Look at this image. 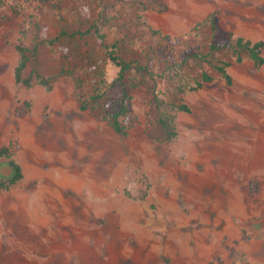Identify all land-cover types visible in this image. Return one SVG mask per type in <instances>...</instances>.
I'll return each mask as SVG.
<instances>
[{"label":"rangeland","instance_id":"1","mask_svg":"<svg viewBox=\"0 0 264 264\" xmlns=\"http://www.w3.org/2000/svg\"><path fill=\"white\" fill-rule=\"evenodd\" d=\"M238 37L264 40V0H0V160L24 175L0 188V264H264V64ZM38 43L25 75L50 89L16 80ZM101 88L110 107L82 109Z\"/></svg>","mask_w":264,"mask_h":264},{"label":"trees","instance_id":"2","mask_svg":"<svg viewBox=\"0 0 264 264\" xmlns=\"http://www.w3.org/2000/svg\"><path fill=\"white\" fill-rule=\"evenodd\" d=\"M207 23H209L212 27V30L214 34H217L218 32V25L215 18V15L212 14L210 17L206 20ZM57 39L53 40H47L44 39L43 42H49V43H55ZM123 44L121 42H115L112 45H110L109 54L112 56L113 60L118 64L120 67V73L118 80L121 82L122 89L119 92V102L121 103L120 107H115L116 111L112 112L110 111L108 114H110V119L112 120L115 128L120 131L124 132L125 129L120 123V117L124 115H128L129 113V107L132 101V95L131 90L134 88V86H130L127 83L126 80V72L128 70V63L123 59L121 52L123 51ZM227 47H236L238 49H245L249 52L252 59L255 60L257 64H264V40H260L257 42H252L250 40H246L243 37H238L235 39H232L229 43L225 44ZM38 48L39 43L34 45L33 47H26V46H18V50L20 52V61L16 68V80L26 86H32L35 83L42 84L46 86L47 88H52V83L54 78L53 77H47L44 74H42L37 68L33 69V71L29 75H25V71L31 62V60L35 59L38 54ZM222 47L215 42L211 44V50L212 52L217 51L221 49ZM230 66L229 63L224 64H218L215 65L216 70L229 82L232 83V76L228 71V67ZM139 70H142L138 68ZM61 74H68L75 78L77 82H80L79 77L74 73L72 70L63 69ZM213 76H211L208 73H205L203 75V81L204 82H211L213 81ZM103 82V88H107V83L105 81ZM200 83L199 85H202ZM101 88L96 95H94L91 99L85 100L82 103V109H88L90 106L95 107L96 104L102 105L105 108L110 107L109 103V96L107 97L106 91ZM163 108H173V109H181L185 111H189V108L186 105H173L171 103H162ZM160 126L161 130L164 136L168 137L169 139L174 138L177 135V129L175 124V118L173 115H165L163 114L160 119ZM11 150L8 147L0 148V157L2 156H10ZM12 163L17 168V175L15 178L10 180L9 182H0V188H8L11 185L16 184L18 181H20L23 178V170L22 167L16 162L12 161Z\"/></svg>","mask_w":264,"mask_h":264},{"label":"water","instance_id":"3","mask_svg":"<svg viewBox=\"0 0 264 264\" xmlns=\"http://www.w3.org/2000/svg\"><path fill=\"white\" fill-rule=\"evenodd\" d=\"M17 175V168L9 159L0 160V182H9Z\"/></svg>","mask_w":264,"mask_h":264}]
</instances>
